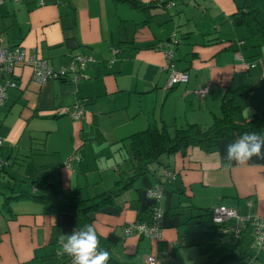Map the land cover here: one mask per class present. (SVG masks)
Segmentation results:
<instances>
[{"label":"crops","instance_id":"0c3cea01","mask_svg":"<svg viewBox=\"0 0 264 264\" xmlns=\"http://www.w3.org/2000/svg\"><path fill=\"white\" fill-rule=\"evenodd\" d=\"M137 1L146 12L119 0L0 4L5 46L18 44L56 69L78 53L96 59L77 82L40 85L29 65L14 67L18 86L0 105V156L11 165L0 176L13 177L15 189L32 191L24 181L57 167L54 181L67 196L86 199L107 191L131 173L130 135L162 126L172 133L189 123L207 128L220 116L228 89L244 90L235 97V121L264 113V37L250 38L231 18L243 0H173L169 8L162 5L169 0ZM173 33L179 40L173 61L188 78L168 88L159 47ZM252 62L254 67L247 65ZM206 84L207 93L199 97L195 91ZM76 102L84 109L81 119L59 111ZM229 143L222 138L211 151L190 146L185 153L162 154L131 188L90 213L100 245L110 253L108 264H146L147 255L161 264H206L231 254L237 258L216 264H247L252 258L264 264V248L252 246L249 227L234 239L211 222L209 210L216 206L264 216V159L228 162ZM165 169L175 177L165 179ZM158 183L163 195L156 202L146 191ZM154 206L163 210L160 239L124 234L130 222L148 223ZM9 209L0 204V264H72L59 254L57 242L76 229L72 214H44L31 200L13 201Z\"/></svg>","mask_w":264,"mask_h":264},{"label":"trees","instance_id":"16d2710c","mask_svg":"<svg viewBox=\"0 0 264 264\" xmlns=\"http://www.w3.org/2000/svg\"><path fill=\"white\" fill-rule=\"evenodd\" d=\"M119 1L127 2L132 8L143 12L147 11V7L137 0ZM231 18L235 26H243L247 30L250 38L264 37V0H243ZM239 95H244L243 88L228 89L224 93L220 104V116H213V121L207 128H202L197 123H189L175 129L172 133L162 126L160 129H145L130 135L128 138L132 161L131 173L127 177H120L107 191L86 199L67 196L54 181L57 176V167H51L47 172L38 174L30 181H24L29 183L32 191L15 189L16 182L9 180L13 178L10 177L7 184L13 193L3 198L2 209L9 213L11 202L31 200L41 206L44 214L61 212L72 214L76 230L83 228L86 224H92L89 214L112 203L116 196L131 188L136 180L149 171V166L157 162L162 154L185 153L190 146L211 151L217 147L219 139L227 138L233 142L246 131L261 134L264 130V113L254 114L243 122L234 120L233 117L239 109L235 97ZM3 159L7 164L0 168V172L8 173L6 168L11 164L8 157ZM231 257L237 258L235 254H231L216 258L206 264L221 263Z\"/></svg>","mask_w":264,"mask_h":264},{"label":"built area","instance_id":"2783aa9c","mask_svg":"<svg viewBox=\"0 0 264 264\" xmlns=\"http://www.w3.org/2000/svg\"><path fill=\"white\" fill-rule=\"evenodd\" d=\"M4 0H0V4ZM18 2L20 0H10ZM42 0H39V4H42ZM175 2L169 0L165 3L167 8L173 7ZM179 42L175 33H173L166 41L160 45V49L163 50L167 60L166 68L169 71V77L167 80V87L170 88L178 83L186 82L187 75L184 71L178 70L175 67L173 61V46ZM118 49H112V53L116 54ZM95 57L91 54H76L72 57L69 64L60 66L57 69L52 67L48 61L44 58H38L32 54L31 51H27L18 44L5 46L2 43L0 37V105H2L8 98V91L10 89L17 88L18 83L13 77V69L19 64L29 65L32 70L31 76L40 85L51 79H65L71 82H77L81 80L83 70L85 67L92 62H95ZM251 67L256 65V62L247 64ZM209 84L195 91L199 97H203L207 93ZM61 113H69L70 116L79 120L84 116V109L80 103L76 102L70 107L59 108ZM2 145V139L0 138V146ZM64 162L65 166H69L70 160ZM7 164L6 160L0 157V168ZM162 176L165 179H173L175 173L173 171L165 169L162 172ZM147 195L154 199L156 202L159 201L163 195V186L158 183L147 188ZM211 221L218 231L223 236H229L237 239L240 237L245 227L250 228L252 237V246L258 250L264 248V216L247 215L241 216L234 209L227 208L224 206H216L210 209ZM162 221H163V210L160 207L154 206L151 211V218L148 223L145 222H130L124 226L125 235H136L145 237L151 240H158L162 235ZM69 259L72 263L70 256L62 254ZM146 264H161V262L154 255H147L145 257ZM247 264H256L252 258L248 260Z\"/></svg>","mask_w":264,"mask_h":264},{"label":"clouds","instance_id":"9594fccd","mask_svg":"<svg viewBox=\"0 0 264 264\" xmlns=\"http://www.w3.org/2000/svg\"><path fill=\"white\" fill-rule=\"evenodd\" d=\"M226 160L243 165L253 157L264 159V135L244 132L226 147ZM58 245L62 254L71 257L72 264H108L110 253L103 249L93 224H86L71 234H60Z\"/></svg>","mask_w":264,"mask_h":264},{"label":"rangeland","instance_id":"374dc122","mask_svg":"<svg viewBox=\"0 0 264 264\" xmlns=\"http://www.w3.org/2000/svg\"><path fill=\"white\" fill-rule=\"evenodd\" d=\"M8 179H9V177H7L5 175H3V176L1 175L0 176V204L3 201V198L10 194L9 190H8V184H7V180Z\"/></svg>","mask_w":264,"mask_h":264}]
</instances>
